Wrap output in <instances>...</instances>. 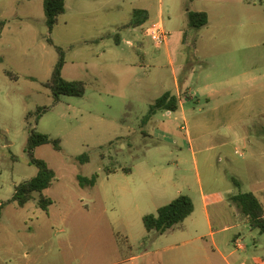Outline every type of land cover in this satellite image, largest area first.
<instances>
[{
	"label": "rangeland",
	"instance_id": "obj_1",
	"mask_svg": "<svg viewBox=\"0 0 264 264\" xmlns=\"http://www.w3.org/2000/svg\"><path fill=\"white\" fill-rule=\"evenodd\" d=\"M141 7L155 18L127 28ZM160 9L169 35L186 31L187 74L194 71L199 86L207 78L218 89L183 94L186 119L165 110L149 118L161 94L154 75L160 68L149 67L142 49L145 44L151 55L163 54L147 35ZM196 10L207 11V28L188 27L187 12ZM0 21H6L0 38V205L38 173L25 151L29 113L48 108L36 127L62 146L35 152L57 176L43 193L53 201L49 211L39 206V193L24 208H4L0 264L9 261L8 244L20 248L32 234L25 223L35 232L29 242L49 252L44 260L55 256L62 264L74 255L118 261L119 246L125 259L156 251L151 260L158 264L166 258L207 264L206 256L213 264H264V235L229 200L264 185V0H66L51 33L43 0H0ZM96 37L104 38L91 43ZM56 46L66 53L63 78L84 82L83 97L55 103L44 86L59 59ZM177 71L183 80L186 71ZM246 72L250 83L218 85ZM84 154L90 162L81 164ZM94 176L95 186L79 185V177ZM181 195L192 199L194 213L162 236L149 233L143 218Z\"/></svg>",
	"mask_w": 264,
	"mask_h": 264
},
{
	"label": "trees",
	"instance_id": "obj_2",
	"mask_svg": "<svg viewBox=\"0 0 264 264\" xmlns=\"http://www.w3.org/2000/svg\"><path fill=\"white\" fill-rule=\"evenodd\" d=\"M44 14L46 17V25L51 33L58 25L60 16L66 13V0H43ZM251 3L252 0H246ZM144 11L136 10L133 15V20L128 24L127 28H137L145 23ZM189 26L194 29H202L209 25V16L205 12H189L188 14ZM6 25V21H0V38L1 32ZM50 45H54L52 39L48 40ZM59 54V59L55 65L50 79L44 84L49 89L58 103L62 97H77L81 98L86 94V85L82 81H68L62 76V71L65 65V50L56 46ZM178 109V99L170 93L164 94L159 98L154 105L151 106L149 118L154 116L158 110H165L169 112H176ZM48 108H39L35 113L27 115V131L28 139L26 145V153L29 162L34 166L38 173L37 175L15 187V194L13 198L0 205V217L4 208L14 203L20 208H24L30 201H32L35 193L41 194L39 199V206L44 212H48L53 201L47 198L43 193L50 189L56 181V172L51 169L48 163L36 157L35 152L37 148L44 145H52L56 151H61V140L54 139L50 135L41 133L37 129L40 119L48 113ZM35 117V125L31 123V119ZM81 164L89 163L90 157L86 154L77 159ZM127 172V171H126ZM79 185L95 186L97 177H92L87 180L84 177L78 178ZM234 183L239 186V182L233 179ZM231 204L235 205L241 214L247 218L248 223L253 229H257L264 235V207L260 200L253 193H240L230 197ZM194 203L187 195H181L173 200L168 205L160 208L156 215H146L143 218V223L146 230L156 232L162 236L174 227L183 225V223L194 213Z\"/></svg>",
	"mask_w": 264,
	"mask_h": 264
},
{
	"label": "crops",
	"instance_id": "obj_3",
	"mask_svg": "<svg viewBox=\"0 0 264 264\" xmlns=\"http://www.w3.org/2000/svg\"><path fill=\"white\" fill-rule=\"evenodd\" d=\"M244 2H246V0H244ZM247 3V2H246ZM251 4V3H248ZM149 7H141L139 9H134L133 10V15L134 12L136 10H141L144 11V18H146V21L144 24H142L140 27H142L143 25H145L146 23H148L149 21H153V19L155 18L154 13L153 15H151L150 9H148ZM205 10H196L195 12H204ZM207 11H205L206 13ZM189 12H187V17H188ZM209 16V15H208ZM133 17V16H132ZM152 17V19H151ZM158 19L159 21L163 22V12L160 9V11H158ZM156 17V18H157ZM96 18H100V17H96ZM101 19V18H100ZM133 20V18H132ZM132 20L129 22V24L132 22ZM164 24V22H163ZM209 24H210V20H209ZM188 27L189 26V19L187 22ZM209 26V25H208ZM207 26V27H208ZM205 27V28H207ZM139 28V27H137ZM136 29V28H133ZM104 37H100V39H93L91 40V43H98V41H101ZM148 38H150L148 36ZM118 41V40H117ZM88 42V41H87ZM103 42V41H102ZM195 44L197 46L198 41H195ZM188 45L187 43V37H186V31L185 30H177L174 34V36L169 35V38L167 40L166 43L162 44L161 46H157V47H164L163 49V54H159V57L157 55H151L150 52L146 49L145 44H143V54L145 55V57L147 58V61L149 63V67H154V69L156 70L157 65H153V64H158L159 66V71L154 73L156 80L159 79V84L161 86V90H160V95L155 99L154 103L161 98L164 94L166 93H170L172 96H175L178 99V109L175 113H181L182 118L186 119V110L184 109V103L182 102L181 98L183 94H193L194 92H197V94L202 95L203 92H205L206 90H209L211 93H217L218 89L215 88L214 83H207V78L205 79L206 84L204 86H199L197 84V80L198 77L195 76V72L193 71L192 75L187 74V65L185 64L186 62V56L184 55V50L185 47ZM196 51L198 53L197 47H196ZM164 59V61H166L167 65H165V67L163 66V64H161V60ZM154 60V61H153ZM155 60H160L159 62H155ZM205 60L206 57H205ZM207 62V66L206 68H209L210 64ZM244 62V61H243ZM152 64V65H150ZM244 64H246L244 62ZM187 67V68H186ZM170 68V69H169ZM178 69H182L184 68V70L186 71V74L184 76V79H180L179 75H178ZM200 68L202 69V65H200ZM189 73H191V69L188 68ZM151 74L152 72L149 74V79H151ZM241 77V78H239ZM239 77H234L232 79L229 80H225L222 81L220 83H218L219 86H224V85H228V87L230 88L231 86H233L234 84H236V81H234L235 79H239V83H250L253 78H249L247 76V72L245 74H243L242 76ZM171 88V89H168ZM231 93V92H229ZM200 100H198L199 103ZM237 109V108H235ZM235 117V116H234ZM233 117V118H234ZM236 121L234 122H229L228 125H232L235 124ZM221 124H225V122H222ZM227 124V123H226ZM262 190H259V188L257 189L256 193H253L262 203V205L264 204V185L262 187H260ZM262 198V199H261ZM264 207V206H263ZM24 227L28 228L30 230V232L32 233L31 235H27L22 239V242L20 244V248H12L10 244H8L7 248H5V254L6 257L9 259L8 262H6V264H62L61 262H59V260H55V256H53L52 259H49L47 261H45L44 259L48 257L49 252L44 250L42 245L37 244V246L31 244L29 241H31L32 239H34L35 237V232L32 231L33 229L29 228V225L27 226V224H24ZM128 238V237H127ZM236 243L237 248H242V246L239 245L238 243V239L234 241ZM127 245L129 248H133V244H131V240L128 238V242ZM168 248V247H167ZM57 252L59 254H61L62 249L61 248H57ZM125 252L124 248L122 247H118L115 250V253L117 255L118 261H113V262H109L107 260V257H101V255H99L100 257L98 258H89V259H85L84 257H81L80 260L77 259V256L74 255L73 258L71 256H66L64 259V263L63 264H128L130 262H135L134 264H158L156 261L151 260V258L153 256H155L156 251H151V250H145L144 254L139 255V256H132L130 257V259H125L123 258L121 255ZM54 254V251H53ZM232 255V254H231ZM15 257V259H14ZM121 257V258H120ZM100 258V260H99ZM145 260L144 263H140V260ZM205 260L207 261V264H213V260L211 257L206 256ZM160 264H182L179 260H174V258H166L163 262H160Z\"/></svg>",
	"mask_w": 264,
	"mask_h": 264
},
{
	"label": "built area",
	"instance_id": "obj_4",
	"mask_svg": "<svg viewBox=\"0 0 264 264\" xmlns=\"http://www.w3.org/2000/svg\"><path fill=\"white\" fill-rule=\"evenodd\" d=\"M147 35L157 46H160L166 43L169 38V34L165 30V27L162 21L153 22L149 26Z\"/></svg>",
	"mask_w": 264,
	"mask_h": 264
}]
</instances>
